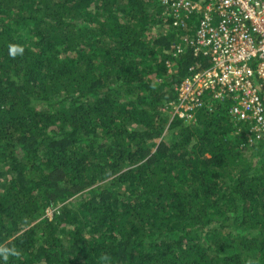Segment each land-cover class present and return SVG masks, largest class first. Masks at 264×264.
I'll return each mask as SVG.
<instances>
[{"label":"trees","instance_id":"trees-1","mask_svg":"<svg viewBox=\"0 0 264 264\" xmlns=\"http://www.w3.org/2000/svg\"><path fill=\"white\" fill-rule=\"evenodd\" d=\"M164 11L0 0V264H264V134L212 92L174 114L205 59Z\"/></svg>","mask_w":264,"mask_h":264},{"label":"built area","instance_id":"built-area-1","mask_svg":"<svg viewBox=\"0 0 264 264\" xmlns=\"http://www.w3.org/2000/svg\"><path fill=\"white\" fill-rule=\"evenodd\" d=\"M175 25L192 31L183 35L174 55L191 47L192 74L176 87L174 114L192 118L203 96L230 97L233 113L251 121L250 132L264 134V0H161ZM193 24L187 23L192 20ZM190 25V26H189ZM207 61V62H206ZM207 63V64H206ZM173 104V103H172Z\"/></svg>","mask_w":264,"mask_h":264},{"label":"clouds","instance_id":"clouds-1","mask_svg":"<svg viewBox=\"0 0 264 264\" xmlns=\"http://www.w3.org/2000/svg\"><path fill=\"white\" fill-rule=\"evenodd\" d=\"M18 53L19 54H22L23 53V48L22 47H19V46H16V45H13V46L10 47V54L12 56L17 55ZM0 252L3 253L4 260H7L10 250L3 249V250H0ZM11 254L14 255L15 253L14 252H11Z\"/></svg>","mask_w":264,"mask_h":264},{"label":"rangeland","instance_id":"rangeland-1","mask_svg":"<svg viewBox=\"0 0 264 264\" xmlns=\"http://www.w3.org/2000/svg\"><path fill=\"white\" fill-rule=\"evenodd\" d=\"M52 213H53V209L50 208L47 210L46 215L51 216Z\"/></svg>","mask_w":264,"mask_h":264}]
</instances>
